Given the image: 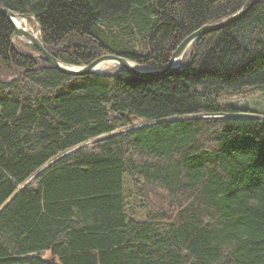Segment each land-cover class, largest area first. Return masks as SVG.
<instances>
[{"label": "trees", "instance_id": "1", "mask_svg": "<svg viewBox=\"0 0 264 264\" xmlns=\"http://www.w3.org/2000/svg\"><path fill=\"white\" fill-rule=\"evenodd\" d=\"M245 0H0L68 64L165 66ZM32 16V17H30ZM33 24V23H32ZM0 15V264H264V0L198 37L180 68L61 72ZM256 198L259 207L247 201Z\"/></svg>", "mask_w": 264, "mask_h": 264}, {"label": "water", "instance_id": "2", "mask_svg": "<svg viewBox=\"0 0 264 264\" xmlns=\"http://www.w3.org/2000/svg\"><path fill=\"white\" fill-rule=\"evenodd\" d=\"M255 2L256 0H245L242 6L235 12L229 14L228 16L224 17L219 21L203 24L194 31H192L191 33H189L188 35H186L172 51L167 64L162 67H144L127 57L112 53L102 54L94 58L92 61H90L87 64H83V65L68 64L65 63L64 61H61L60 59L55 57L51 52L48 51V49L43 44L40 35V30L37 24H36V33L33 34L31 31H28L23 25L16 23L14 21L15 17L25 19L27 18V16H29L28 14L17 12L5 6L0 5V15L5 16L13 26L11 45L17 52L23 53L15 45V38H18L24 42L33 45L38 50L35 56L46 59L48 62H50L53 66H55L58 70H60L63 73L70 75L102 73L106 68L105 64L112 63L113 65L119 64L123 70L127 71L128 73L134 76L147 77L152 75L163 74L168 71H172L180 68L183 54L190 44H192L198 37H200L205 33L223 28L237 21L249 11V9L253 6Z\"/></svg>", "mask_w": 264, "mask_h": 264}, {"label": "rangeland", "instance_id": "3", "mask_svg": "<svg viewBox=\"0 0 264 264\" xmlns=\"http://www.w3.org/2000/svg\"><path fill=\"white\" fill-rule=\"evenodd\" d=\"M28 22L32 31L36 32V23ZM27 23V21H26ZM112 63L106 64V68L112 66ZM217 98L219 102L229 103L237 108H246L253 112H264V86H249L240 90L222 89Z\"/></svg>", "mask_w": 264, "mask_h": 264}, {"label": "bare ground", "instance_id": "4", "mask_svg": "<svg viewBox=\"0 0 264 264\" xmlns=\"http://www.w3.org/2000/svg\"><path fill=\"white\" fill-rule=\"evenodd\" d=\"M14 21H15L16 23H19V24L23 25L28 31H31L33 34L36 33L35 31H32L31 28L29 27V24H28L29 21L27 20V18L23 19V18L15 17V18H14ZM26 21H27V23H26ZM105 65H106V64H105ZM103 66H104V65H103Z\"/></svg>", "mask_w": 264, "mask_h": 264}, {"label": "clouds", "instance_id": "5", "mask_svg": "<svg viewBox=\"0 0 264 264\" xmlns=\"http://www.w3.org/2000/svg\"><path fill=\"white\" fill-rule=\"evenodd\" d=\"M248 205L249 206H252V207H259L260 206V201L256 198H250L248 201H247Z\"/></svg>", "mask_w": 264, "mask_h": 264}]
</instances>
